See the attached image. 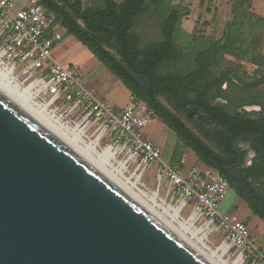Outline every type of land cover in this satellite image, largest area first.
<instances>
[{"label": "water", "instance_id": "1", "mask_svg": "<svg viewBox=\"0 0 264 264\" xmlns=\"http://www.w3.org/2000/svg\"><path fill=\"white\" fill-rule=\"evenodd\" d=\"M0 264L227 263L0 73Z\"/></svg>", "mask_w": 264, "mask_h": 264}, {"label": "trees", "instance_id": "2", "mask_svg": "<svg viewBox=\"0 0 264 264\" xmlns=\"http://www.w3.org/2000/svg\"><path fill=\"white\" fill-rule=\"evenodd\" d=\"M39 2L175 133L172 165L184 148L192 149L264 222V94L259 91L264 85V53L249 38L257 34L255 25L264 16L244 6L253 0L233 5L223 37L193 35L195 44L181 41L182 21L191 9L175 0ZM143 19L158 28L153 40L145 41L136 31ZM227 56L257 65V75L242 78L233 65L225 64ZM247 105L260 110L253 116L244 109ZM240 140L251 142L256 153L248 168L239 166Z\"/></svg>", "mask_w": 264, "mask_h": 264}, {"label": "built area", "instance_id": "3", "mask_svg": "<svg viewBox=\"0 0 264 264\" xmlns=\"http://www.w3.org/2000/svg\"><path fill=\"white\" fill-rule=\"evenodd\" d=\"M56 20L39 0H0V73L101 154L110 153L108 160L140 187L154 167L157 189L179 209L178 219L227 264H264L250 225L221 209L228 181L206 164L184 173L185 157L176 165L165 161L162 148L145 137L156 115L144 101L131 94L129 104L116 110L83 82L81 65L58 61L53 50L63 36Z\"/></svg>", "mask_w": 264, "mask_h": 264}, {"label": "rangeland", "instance_id": "4", "mask_svg": "<svg viewBox=\"0 0 264 264\" xmlns=\"http://www.w3.org/2000/svg\"><path fill=\"white\" fill-rule=\"evenodd\" d=\"M84 1L86 4H88L91 0ZM239 1L244 0H175L176 3H182L189 6L191 9L190 16L183 19L182 21L183 33L181 36V41L184 42V44H195V41H193L192 38L193 35L208 37L209 40H215L223 37L227 31L228 22L231 19L232 7ZM246 1L249 2V0ZM245 5L248 8L252 7L255 14L264 16V0H253L252 5L250 4V6L245 2L244 6ZM18 6H21V3H19ZM255 26L258 32L256 35H250L249 38L258 45V50L264 53V20L261 24H257ZM136 31L143 37L145 41H149L156 37L158 28L152 21L143 19L136 27ZM60 32L63 36V39L55 46L53 50L54 57L65 65L76 63L82 64L84 74L83 82L87 86L92 87L99 98L108 102L116 110H122L125 108L129 104V89L126 87V85L102 62H100L93 55V53L75 36L69 35L64 28H60ZM183 64H186V61L183 62ZM225 64L233 65L237 70L240 71L242 78H245L246 75H257L256 71H258V66L251 62L241 61L237 60L235 57L227 56ZM177 66L180 67V69L185 68V65ZM259 91L261 94H264V85L260 87ZM126 101L127 104L123 107H120L121 105L125 104ZM244 109L253 113L254 116L255 113L260 110L259 106L257 105H247L244 107ZM182 118L188 125L191 126L185 117ZM157 121L158 120L156 119L146 126L144 131L146 138L150 139L151 131L155 130V128L157 129ZM241 147L247 151V163H249L252 157L255 155L254 151L250 149L249 144L246 142H242ZM186 155L190 163L196 162V155L192 149H186ZM154 174L155 171L153 170V167H149L144 176L146 186H141L150 195L153 192L158 191L154 181ZM157 194V200L159 203L162 201L169 203V200L166 199V195L162 190L158 191ZM234 197L235 193L230 189L227 198L222 203L221 209L224 212H235L240 218L244 219L242 213L244 208H246L245 201L244 203H240L242 213L241 209H236V211H233L229 206H226V202L234 200ZM262 226L263 224L260 222L257 224L256 229L253 232L258 238L259 244L264 249V231ZM212 248L215 249L214 246Z\"/></svg>", "mask_w": 264, "mask_h": 264}, {"label": "crops", "instance_id": "5", "mask_svg": "<svg viewBox=\"0 0 264 264\" xmlns=\"http://www.w3.org/2000/svg\"><path fill=\"white\" fill-rule=\"evenodd\" d=\"M76 64H79L82 66V64H80V63H76ZM128 93H129V96H128V98H129L131 95L130 90L128 91ZM126 104H127V101L125 102V104L121 105L120 107H123ZM115 107H116V105H115ZM156 119L158 120L157 121L158 122L157 123V129L155 128V130L151 131L150 140H152L155 144L159 145L162 148L164 160L167 161L168 163L172 164L173 153H174L175 147L177 145V137H176L175 133L169 127H167L160 118L156 117L153 121H155ZM186 149H188V148H184V154L182 156V157H185V159H186V163L183 165L184 173H187L194 165L204 164L203 162H201L198 159L196 154H195L196 155V162L190 163L188 160V157L186 155ZM180 160L177 161L176 164H179ZM153 170L155 171L154 167H153ZM237 203H241V201L237 202L236 201V195H235L234 200H232L230 202L229 201L226 202V206H229L233 211H236V204ZM242 216L244 217L243 213H242ZM262 229L264 231V225L262 226Z\"/></svg>", "mask_w": 264, "mask_h": 264}, {"label": "flooded vegetation", "instance_id": "6", "mask_svg": "<svg viewBox=\"0 0 264 264\" xmlns=\"http://www.w3.org/2000/svg\"><path fill=\"white\" fill-rule=\"evenodd\" d=\"M253 116H254V115H253ZM242 142H246V143H248L249 146H250V149H251L252 151H254V150H253L252 147H251V142H249V141H243V140H240V141H239L238 146L240 147V152L243 154L242 161L239 162V166H240V168H248V167H250V166L252 165V163H253V159L256 157V153H255V151H254V154H255V155L252 157V159L250 160V162L247 163L248 153H247V151H246L244 148L241 147V143H242ZM230 189L233 190L231 187H230ZM233 191H234V190H233ZM234 192H235V191H234ZM235 195H236V201H237V202H238V201H241V202L244 203V200H243V199H241L240 197H238L236 193H235ZM245 205H246V208H247V209L244 208L243 215H244V219L248 220V224L250 225V227L252 226L251 229L254 231V230L256 229L257 224H259L260 222L264 225L263 220H262L259 216L255 215V214L251 211V209L248 207V205H247L246 203H245ZM236 209H241V208H240V203H237V204H236ZM241 212H242V209H241ZM255 221H256V223H255ZM253 224H254V225H253Z\"/></svg>", "mask_w": 264, "mask_h": 264}, {"label": "bare ground", "instance_id": "7", "mask_svg": "<svg viewBox=\"0 0 264 264\" xmlns=\"http://www.w3.org/2000/svg\"><path fill=\"white\" fill-rule=\"evenodd\" d=\"M107 159H108V156H110V153H107V154H103ZM148 193V192H147ZM158 191L157 192H153L152 194H151V196L154 198V199H156L157 200V198H158ZM158 201V200H157ZM161 205H163L167 210H169L171 213L173 212V211H175V212H173L172 214L174 215V216H178V211H179V209L178 208H173L172 207V205H170V204H167V203H165V201H162L161 203H160ZM178 218V217H177ZM184 225H185V223H183ZM201 240H202V237L201 236H198ZM203 241V240H202ZM204 242V241H203ZM206 245H207V243L206 242H204ZM214 252L217 254V255H219L220 257H221V254H218V251L217 250H214Z\"/></svg>", "mask_w": 264, "mask_h": 264}]
</instances>
